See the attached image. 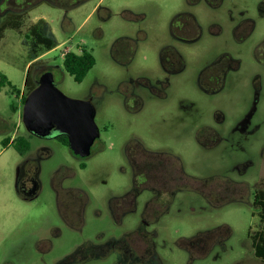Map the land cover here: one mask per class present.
Here are the masks:
<instances>
[{"label": "rangeland", "instance_id": "obj_1", "mask_svg": "<svg viewBox=\"0 0 264 264\" xmlns=\"http://www.w3.org/2000/svg\"><path fill=\"white\" fill-rule=\"evenodd\" d=\"M52 1V4H38L31 13L32 19L40 17L48 22L47 31H51L58 42L55 48L39 58L54 66V82L66 95L92 97L100 137L92 145V155L84 160L86 165L82 169L80 160L74 158L68 146L57 137L39 138L28 133L21 121L20 95L15 97L8 86L0 89V264H23L34 259L18 248L26 233L32 232L37 223L54 220L55 196L49 186V176L59 166L75 172L63 184L84 188L89 201L84 208L87 227L81 232H65L53 257L70 252L86 234L97 228L111 231L107 199L112 193L123 191L129 183L123 152L134 136L141 137L153 148L180 153L197 173H212V170L222 173L241 158H249L255 163L248 169L249 181L252 176L259 175L264 182V0H224L216 11L204 0H191L198 2L196 5H189V0H86L69 10L57 4L62 0ZM184 10L192 11L203 28V37L191 56L192 70L195 72L212 60V54L222 52L236 58L237 67L227 74L223 89L213 95L195 87L188 77L176 83L168 110L147 105L142 111L130 112L120 93L121 83L131 76L151 75L152 69L157 71V50L171 40L167 28L169 21ZM212 22L216 23V30H220L214 37ZM239 23L241 29L244 28L239 33L244 36L241 41L233 32ZM140 28L145 30L146 38L140 42L139 51L127 69L114 59L111 48L117 39L135 36ZM258 45L260 60L255 57ZM67 49L76 52L86 49L95 58L94 66L82 82H75L62 66ZM28 60L29 48L24 34L5 30L0 39V71L21 92L24 91ZM256 82L259 84L257 90ZM12 102L17 107L15 112L10 109ZM179 105L186 114L184 121L188 125L192 119L191 111L198 125H212L213 113L222 118L216 124L222 139L214 152L212 147L203 150L195 145L189 127L174 124L175 113L171 110ZM16 135L29 140L28 153L43 147L39 154L49 155L41 163V193L35 200L24 203L14 188L21 161L19 152L13 145L3 147L1 142L4 137L13 139ZM219 136L217 140H220ZM101 141L104 142L102 150ZM122 164L126 170H122ZM248 196L251 200L250 192ZM181 200L184 203L182 215L171 223L172 229L176 227L180 233L190 235L198 229L212 228V224L228 226L229 236L223 241L224 245L217 243L213 251L211 248L207 255L192 264H264L255 257L251 239L247 236L248 231L251 235L257 230L264 233V222L259 220L256 208L235 203L213 204L194 193L185 194ZM186 263L182 257L181 264Z\"/></svg>", "mask_w": 264, "mask_h": 264}, {"label": "flooded vegetation", "instance_id": "obj_2", "mask_svg": "<svg viewBox=\"0 0 264 264\" xmlns=\"http://www.w3.org/2000/svg\"><path fill=\"white\" fill-rule=\"evenodd\" d=\"M84 1L62 0V3L69 10ZM189 1V5L198 3ZM204 1L212 6L213 11L218 10L224 2ZM52 2L0 0V29L8 23L18 26L24 32L38 20L31 16L36 6ZM167 28L171 40L160 45L157 50V71L153 72L152 69L151 75L138 74L121 83L120 93L130 112L142 111L147 105L168 110L176 83L188 77L195 87L213 95L223 89L227 74L237 67L236 58L222 52L212 54V60L195 72L192 70L190 61L193 49L203 37L202 25L192 11L177 12ZM216 29V23L212 22V37L220 32ZM243 29L239 23L233 30L240 41L244 38L239 36ZM145 38L146 32L142 28L135 36L120 37L112 45V56L128 69L139 51L140 42ZM26 41L29 48V41ZM258 46L255 57L260 60ZM53 68L50 65V71ZM258 85L256 82V90ZM171 111L175 113L174 124L189 127L190 138L195 145L203 150L212 147L214 152L215 146L222 139L216 129V124L222 121L221 117L213 113L212 125H198L191 111L192 119L188 125L184 121L186 114L181 105ZM218 136L220 140H217ZM12 144L11 139L7 146ZM103 148L104 142L101 141L100 150ZM40 149L35 153H28V150L19 153L21 161L17 167L14 188L23 203L35 200L41 193V163L49 155H40ZM69 152L80 160L82 169L86 165L84 160L92 155V149L86 157H78L70 149ZM262 152L263 147L260 156ZM123 160L129 171V183L123 191L112 193L107 199L106 209L113 229H95L76 243L70 252L56 258L52 253L65 232H81L87 227L84 208L89 197L84 188L63 184L66 178L75 175L66 166H59L50 174L49 186L55 196L56 215L52 222L50 219L43 220L37 223L32 232L26 233L18 249L34 259L23 264H181L182 257L187 260L186 264H192L197 258L207 255L211 248L213 251L217 243L223 246L229 232L225 223L212 224V228L198 229L190 235L180 233L176 227L172 229L171 223L182 215L184 203L181 198L185 194L194 193L213 204L235 203L257 208V193L264 190L263 177L259 178V175L252 176V182L249 183L248 169L255 165L249 158H241L222 173H216V170L206 174L197 173L180 153L153 148L146 145L141 137L134 136L125 147ZM122 170H126V167L123 166ZM257 178L261 182L255 180ZM248 192L252 195L251 200ZM260 234L263 235V231L257 230L253 235L248 231L252 246L254 237Z\"/></svg>", "mask_w": 264, "mask_h": 264}, {"label": "water", "instance_id": "obj_3", "mask_svg": "<svg viewBox=\"0 0 264 264\" xmlns=\"http://www.w3.org/2000/svg\"><path fill=\"white\" fill-rule=\"evenodd\" d=\"M95 114L92 97L66 95L55 84L52 71L45 70L25 96L21 121L28 133L39 138L65 135L68 148L76 156L86 157L100 137Z\"/></svg>", "mask_w": 264, "mask_h": 264}, {"label": "trees", "instance_id": "obj_4", "mask_svg": "<svg viewBox=\"0 0 264 264\" xmlns=\"http://www.w3.org/2000/svg\"><path fill=\"white\" fill-rule=\"evenodd\" d=\"M57 4L59 6H64L62 1ZM47 27H49L48 22L44 18H39L24 32L19 30L18 26H13L8 23L0 29V39L4 36L5 30L13 29L17 30L19 33H23L25 39L29 41V60L26 64L27 68L24 77V91L21 92L20 89L14 87L8 77L0 71V89L4 86H8L9 90L14 93L15 97L20 95L21 104H23L26 94L36 85V80L39 75L44 70H50V64L40 60L39 58L42 54L58 45V42L52 32L47 31ZM94 64V56L86 49H82L80 52L69 49L63 55L62 66L64 70L72 76L75 82L78 83L82 82L87 72L94 66ZM10 109L13 112L17 110V107L13 102L10 104ZM57 138L62 142V144L66 146L68 145V139L65 135L58 136ZM10 140L9 136L4 137L1 140L3 147H6ZM12 140V145L19 153L27 151L30 147L29 140L25 136L16 135ZM256 209L258 210L257 213L260 220L264 222V190L257 193ZM253 240L254 255L260 261L264 262V234H260L259 237L255 236Z\"/></svg>", "mask_w": 264, "mask_h": 264}, {"label": "crops", "instance_id": "obj_5", "mask_svg": "<svg viewBox=\"0 0 264 264\" xmlns=\"http://www.w3.org/2000/svg\"><path fill=\"white\" fill-rule=\"evenodd\" d=\"M39 18H40V17H37V19H39ZM67 50H69V49H67ZM67 50H66V51H67ZM66 51H65V52H66ZM25 69H26V68H25Z\"/></svg>", "mask_w": 264, "mask_h": 264}]
</instances>
